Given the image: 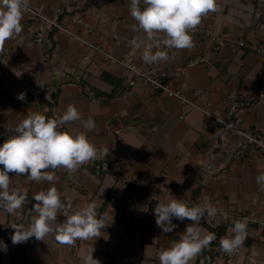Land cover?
Returning <instances> with one entry per match:
<instances>
[{"label":"crops","instance_id":"crops-1","mask_svg":"<svg viewBox=\"0 0 264 264\" xmlns=\"http://www.w3.org/2000/svg\"><path fill=\"white\" fill-rule=\"evenodd\" d=\"M216 3L217 11L201 21L210 36H193L191 49H173L169 55L174 59L150 66L133 43L146 40V34L133 31L136 21L129 0H28L21 33L6 41L0 52L5 60L0 62V93L9 94L0 99V144L29 110L53 118L74 104L83 119L95 122L87 136L97 158L73 173L57 170L55 186L61 202L66 207L70 202V213L95 203L98 218H107L100 237L68 246L51 234L37 240L35 253L26 259L24 243L11 241L10 225L27 226L35 215L33 195L50 185L9 173L10 190L21 187L27 198L14 213L0 207V241L7 245L6 251L0 248L1 264H31L30 259L33 264H83L91 252L100 264H160L159 251L179 239L191 223L173 218L176 227L167 233L156 225L158 199L174 197L189 206L212 205L217 211L214 216L206 213L208 222H256L228 264H264V188L256 183L264 171V150L253 143L238 146V132L225 129L200 109L241 131L264 135V77L259 82L264 30L248 22L235 0ZM31 10L71 33L51 28L36 43L39 20ZM105 52L131 60L143 72H155L200 108L139 78ZM20 93L24 100L17 99ZM63 127L83 130L80 121ZM212 163L216 168L209 171ZM133 186L137 190L128 192ZM64 219L58 214V221ZM201 220L202 234L208 233ZM200 254L189 264H197Z\"/></svg>","mask_w":264,"mask_h":264},{"label":"clouds","instance_id":"clouds-1","mask_svg":"<svg viewBox=\"0 0 264 264\" xmlns=\"http://www.w3.org/2000/svg\"><path fill=\"white\" fill-rule=\"evenodd\" d=\"M143 4V7L141 5ZM130 15L136 21L133 31H143L146 40L134 41L145 64H153L174 59L169 55L173 49H191L194 46V31L202 18L218 9L216 0H129ZM28 10V0H0V52L8 40L16 38L22 31L21 21ZM17 99L24 100L20 93ZM80 121L82 129L64 128V125ZM95 127L94 120L83 119L74 104H68L62 115L47 118L44 114L29 110L25 118L14 129V133L0 144V207L14 213L27 198L21 187L10 190L9 173L26 175L33 182L45 181L50 186L33 195L35 215L29 224L13 223L11 235L13 245L27 242L31 238L45 241L54 234L61 245L71 246L76 240H93L100 237L105 228L106 216H100L95 203H88L78 211H69L60 199L55 186L56 171L63 169L69 173L97 158L96 146L89 140L87 132ZM108 151V150H107ZM107 151L104 153H107ZM256 183L264 188V171L256 176ZM61 209L63 212L61 213ZM210 205H188L183 199H158L154 207L156 225L163 232H171L176 227L173 218L191 221L179 239L158 253L160 264H189L215 239L214 233L202 234L199 221L207 212L216 215ZM58 214L65 219L57 220ZM112 218V217H111ZM247 232L246 220H234L227 235L220 238V249L233 254L243 245ZM0 248L7 245L0 241ZM83 264H100L92 252L83 258Z\"/></svg>","mask_w":264,"mask_h":264},{"label":"built area","instance_id":"built-area-1","mask_svg":"<svg viewBox=\"0 0 264 264\" xmlns=\"http://www.w3.org/2000/svg\"><path fill=\"white\" fill-rule=\"evenodd\" d=\"M33 13V18L38 19L39 23L36 27V30L34 32V41L36 43L42 42V36L44 33H46L47 30L51 28H56L60 30L61 32L71 33L70 29L67 26H63L57 21L50 19L44 15H42L40 12L31 10ZM193 36H198L202 38H206L207 36H210L211 33L209 32V28L206 24L201 23L197 29L192 33ZM90 46H93V44H89ZM240 45H245V42L243 40L240 41ZM8 51V49H6ZM5 52V51H4ZM107 58L112 59L113 61L122 64L125 68L132 71L135 75H137L139 78H142L150 83H152L156 88L163 89L165 92H167L170 96H175L181 100L182 103L190 104L193 107L200 108L198 105H196L194 102L190 101L180 90H172L169 88L167 84H164L160 79L159 75H157L155 72L147 71L143 72L141 71L136 65L133 64L131 60H123L119 58H115L112 54L105 52L104 53ZM5 61L4 58H0V62ZM156 63L149 64L150 66H154ZM134 83V82H133ZM239 105L238 102L233 104V108L237 107ZM202 109L203 112L206 114L212 116L219 122L223 123L225 125V129L233 130L238 132L242 136V140L238 142V146H242L246 143H253L262 150H264V135L262 134H252L249 132H244L239 129H237L232 123L226 122L220 117L215 116L214 114L210 113L207 109ZM54 116H58L57 113L54 114ZM116 132H119L117 130ZM87 164V163H85ZM3 167V166H2ZM216 168V165L214 163L210 164L208 166L209 171H213Z\"/></svg>","mask_w":264,"mask_h":264},{"label":"trees","instance_id":"trees-1","mask_svg":"<svg viewBox=\"0 0 264 264\" xmlns=\"http://www.w3.org/2000/svg\"><path fill=\"white\" fill-rule=\"evenodd\" d=\"M263 77H264V71L259 77V82L261 81ZM6 95L8 96L9 94L7 92L0 93V99ZM136 190L137 188L133 186V188L132 189L130 188L128 192L132 193L133 191H136ZM200 190H201L200 188L196 190V195L199 193ZM100 213L103 214V212H100ZM206 213L207 212H205V214L201 218L202 219L201 224L208 229V233H214L216 236V239L208 247L204 248L201 251L197 264H213L220 259H222L224 264H228L229 260L232 257V254L229 255V254L224 253L220 249L219 242H220L221 237L227 235L229 227L232 225L233 221L224 219L220 221L219 223L208 222L205 216ZM255 226H257L256 222H252V221L247 222V230ZM37 245H38V242L34 237L29 239L27 242H24L23 249L25 252L24 256L26 259L31 257L33 253H35L37 249ZM33 262L34 261L30 259V263L33 264ZM1 263H2V252L0 251V264Z\"/></svg>","mask_w":264,"mask_h":264},{"label":"rangeland","instance_id":"rangeland-1","mask_svg":"<svg viewBox=\"0 0 264 264\" xmlns=\"http://www.w3.org/2000/svg\"><path fill=\"white\" fill-rule=\"evenodd\" d=\"M229 1L234 2V0ZM235 2L237 6L240 5L241 14H243V12L248 14V22L252 21L257 24L259 28L261 27V29L264 30V0H235Z\"/></svg>","mask_w":264,"mask_h":264}]
</instances>
